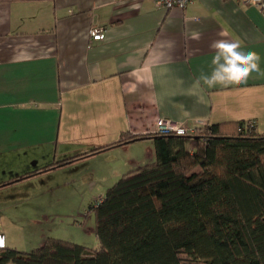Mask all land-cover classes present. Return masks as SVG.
I'll list each match as a JSON object with an SVG mask.
<instances>
[{
    "label": "crops",
    "instance_id": "obj_1",
    "mask_svg": "<svg viewBox=\"0 0 264 264\" xmlns=\"http://www.w3.org/2000/svg\"><path fill=\"white\" fill-rule=\"evenodd\" d=\"M94 24L105 28L103 40L91 38ZM221 30L242 41L241 50L260 55L261 73L192 95L194 80L212 71L209 46ZM160 117L192 128L252 120L264 132V14L257 6L241 0H194L171 9L155 0H0V161L18 159L0 169V190L16 176L105 147L125 133L155 134ZM103 155L115 157L109 179L116 180L156 160L154 139L57 168ZM50 170L14 182L21 186Z\"/></svg>",
    "mask_w": 264,
    "mask_h": 264
},
{
    "label": "trees",
    "instance_id": "obj_2",
    "mask_svg": "<svg viewBox=\"0 0 264 264\" xmlns=\"http://www.w3.org/2000/svg\"><path fill=\"white\" fill-rule=\"evenodd\" d=\"M146 138L156 160L123 173L90 205L98 247L48 236L30 251L0 248V264H264V132L252 120L125 133L8 183Z\"/></svg>",
    "mask_w": 264,
    "mask_h": 264
},
{
    "label": "rangeland",
    "instance_id": "obj_3",
    "mask_svg": "<svg viewBox=\"0 0 264 264\" xmlns=\"http://www.w3.org/2000/svg\"><path fill=\"white\" fill-rule=\"evenodd\" d=\"M114 158L93 156L62 170L52 168L21 186L13 182L3 187L0 235L6 236V246L30 251L48 236H55L98 247L96 218L90 205L118 180L109 179L116 170ZM17 160L8 156L0 161V169H11L9 164Z\"/></svg>",
    "mask_w": 264,
    "mask_h": 264
},
{
    "label": "clouds",
    "instance_id": "obj_4",
    "mask_svg": "<svg viewBox=\"0 0 264 264\" xmlns=\"http://www.w3.org/2000/svg\"><path fill=\"white\" fill-rule=\"evenodd\" d=\"M220 39L210 44L213 50L212 71L210 74L201 72L194 80L190 93L196 95L204 87L208 89L217 86L229 87L239 85L247 81L253 73H261L260 55L255 51H243L242 41L228 39V33L221 30L218 33ZM199 39V33L192 36ZM6 236L0 235V248L6 246Z\"/></svg>",
    "mask_w": 264,
    "mask_h": 264
},
{
    "label": "built area",
    "instance_id": "obj_5",
    "mask_svg": "<svg viewBox=\"0 0 264 264\" xmlns=\"http://www.w3.org/2000/svg\"><path fill=\"white\" fill-rule=\"evenodd\" d=\"M159 5L171 9L174 7L185 8L194 0H155ZM242 3L257 6L264 14V0H241ZM89 34L93 40H103L106 37L105 28L92 25ZM195 128L186 126L182 121L170 117H160L157 120V133L187 134L193 133Z\"/></svg>",
    "mask_w": 264,
    "mask_h": 264
}]
</instances>
